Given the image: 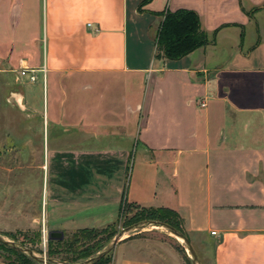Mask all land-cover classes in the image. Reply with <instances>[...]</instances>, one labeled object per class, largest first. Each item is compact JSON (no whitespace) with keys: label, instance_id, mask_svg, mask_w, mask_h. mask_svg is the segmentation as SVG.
I'll return each mask as SVG.
<instances>
[{"label":"crops","instance_id":"0c3cea01","mask_svg":"<svg viewBox=\"0 0 264 264\" xmlns=\"http://www.w3.org/2000/svg\"><path fill=\"white\" fill-rule=\"evenodd\" d=\"M144 1L0 0V62L47 126V228L167 209L212 264H264V0ZM180 9L215 40L165 60L154 39ZM102 264L186 260L134 237Z\"/></svg>","mask_w":264,"mask_h":264},{"label":"rangeland","instance_id":"374dc122","mask_svg":"<svg viewBox=\"0 0 264 264\" xmlns=\"http://www.w3.org/2000/svg\"><path fill=\"white\" fill-rule=\"evenodd\" d=\"M22 93L15 74L0 62V236L39 257L51 259V264L83 262L88 258L78 259L77 255L66 252L48 255L47 234L50 229L44 215V171L49 138L43 117L25 106ZM60 146H65V143ZM145 213H148L146 209L124 205L109 230L116 234ZM185 236L189 239L187 234ZM134 237L165 241L186 255V264H192L185 244L163 228L147 227L125 235L123 239ZM189 241L197 263L212 264L211 250L203 249V244L196 238ZM107 244L93 250L90 257ZM0 257L11 264H24L17 254L1 247Z\"/></svg>","mask_w":264,"mask_h":264},{"label":"trees","instance_id":"16d2710c","mask_svg":"<svg viewBox=\"0 0 264 264\" xmlns=\"http://www.w3.org/2000/svg\"><path fill=\"white\" fill-rule=\"evenodd\" d=\"M148 1L145 0L143 4ZM162 17L163 19L154 39L157 56L165 60H178L196 49L214 43L215 33L209 36L203 31L200 18L194 11L185 9L174 12L166 11L162 14ZM146 210L148 213L142 214L134 223L145 220L159 221L184 233L180 226L179 217L175 212L167 209ZM109 228L110 226L104 229H80L60 242L49 241L48 255L51 257L66 252L77 255L78 259L89 258L93 250H98L114 237L115 231L109 230ZM0 247L17 254L24 264H38L33 263L32 259L26 255L2 243H0ZM109 254L102 257L95 264L105 263ZM184 258L187 260L186 255H184Z\"/></svg>","mask_w":264,"mask_h":264},{"label":"water","instance_id":"95a60500","mask_svg":"<svg viewBox=\"0 0 264 264\" xmlns=\"http://www.w3.org/2000/svg\"><path fill=\"white\" fill-rule=\"evenodd\" d=\"M147 227L163 228L166 231L173 234L176 238L180 239L185 244V246L187 247V250L189 252V256H190V259L192 261V264H198L197 263V261H198L197 256H196V254H195V252H194V250L190 244V241L183 233L177 231L176 229H174L173 227H171L165 223H162L159 221H153V220L139 221V222H136V223L126 227L122 231L116 233L114 235V237L108 242V244L100 252H98L96 255L88 258L87 260H85L83 262L76 263V264H95L102 257H104L105 255L112 252V250L114 249L116 244L119 243L120 241L124 240L123 238L125 237V235L132 234L135 231L143 230ZM47 238L49 241L60 242L64 239V235L60 231H53L52 230V231L48 232ZM0 243L17 250L18 252L29 257L30 259L35 260L41 264H51L52 263L51 259H49V258L47 259L45 257H39V256L33 254L32 251L25 249V248L21 247L20 245H16V243H14L12 241L4 240L1 236H0ZM62 264H70V263H62Z\"/></svg>","mask_w":264,"mask_h":264},{"label":"built area","instance_id":"2783aa9c","mask_svg":"<svg viewBox=\"0 0 264 264\" xmlns=\"http://www.w3.org/2000/svg\"><path fill=\"white\" fill-rule=\"evenodd\" d=\"M21 75H24V72H21ZM34 80H35V76L32 75L30 77V81H34ZM196 103H197V106L200 108H204L206 106L205 103L202 101H196ZM211 235H215V232H211Z\"/></svg>","mask_w":264,"mask_h":264},{"label":"bare ground","instance_id":"6f19581e","mask_svg":"<svg viewBox=\"0 0 264 264\" xmlns=\"http://www.w3.org/2000/svg\"><path fill=\"white\" fill-rule=\"evenodd\" d=\"M178 241H181L180 239L176 238Z\"/></svg>","mask_w":264,"mask_h":264}]
</instances>
